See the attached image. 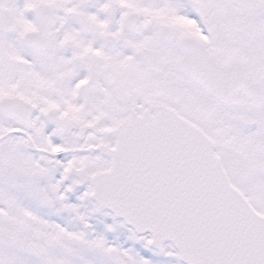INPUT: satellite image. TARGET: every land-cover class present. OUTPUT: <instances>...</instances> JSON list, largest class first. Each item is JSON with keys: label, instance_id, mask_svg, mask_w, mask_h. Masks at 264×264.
Wrapping results in <instances>:
<instances>
[{"label": "snow or ice", "instance_id": "6c2138e0", "mask_svg": "<svg viewBox=\"0 0 264 264\" xmlns=\"http://www.w3.org/2000/svg\"><path fill=\"white\" fill-rule=\"evenodd\" d=\"M0 264H264V0H0Z\"/></svg>", "mask_w": 264, "mask_h": 264}]
</instances>
